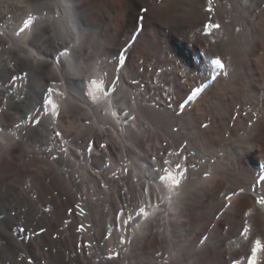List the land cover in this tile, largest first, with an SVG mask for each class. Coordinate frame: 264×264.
<instances>
[{
  "label": "bare ground",
  "instance_id": "bare-ground-1",
  "mask_svg": "<svg viewBox=\"0 0 264 264\" xmlns=\"http://www.w3.org/2000/svg\"><path fill=\"white\" fill-rule=\"evenodd\" d=\"M22 1L29 3L32 12L30 10L28 18L22 19L21 26L13 25L18 16L15 11L8 13L13 19H9V15L1 16L0 12L3 23V35H0V49L3 48L0 52V138L8 139L6 154L10 160L7 170L15 171L21 167L25 174L33 177L35 183L32 185L38 186L39 195L52 191L62 209L67 207L69 199L84 204L86 213L90 205L95 228L88 227L91 217H79L86 227L85 232L79 234L85 242L94 243V239L99 238L103 223L99 219L101 214L105 216L107 228L112 222L113 208L120 207L113 185L130 191L135 186L139 191L143 184L152 193L150 200L145 196L147 204L141 202L139 205L145 207L148 216H140L139 208L125 209L126 215L122 219L128 216L129 224L120 225V231L104 242L106 248L102 253L86 249L92 254L87 261L83 257L84 264H231L233 256L245 253L240 246L246 241L235 239L234 232L240 223L239 206L252 207L253 200L249 197L258 193L234 196L233 203L237 207L226 212V216L232 214L230 221L224 217L216 220L214 216L221 205L220 192L225 181V192L232 190L230 183L240 182L246 185L245 190L264 189V84L256 68L260 48L256 19L264 15V0H213V13L202 11L207 0H149L157 8L166 7L164 15L155 17L149 15L145 0H118L121 8L106 4V13L100 20L106 0ZM186 5L193 8L188 24L169 23L170 17ZM200 14L203 19L199 18ZM209 18L212 23L221 25L226 18L234 20L242 32L238 37L234 36V41L238 42L242 36L245 38L243 48L232 45L223 51L222 57L218 54L225 64L223 71L214 63L205 68L201 65L200 41L212 46L219 44L227 27L222 25L220 30H211L212 35L205 36L204 24ZM28 21H31L29 29L20 33ZM152 21L155 23L151 25ZM198 26L202 33L188 39L190 34L188 37L186 34L197 33ZM152 30L164 45L162 50L155 52L157 65L168 49H176L169 62L162 64L166 71L156 65L145 70L146 66L140 60L141 46L149 44L147 33ZM116 33H128V42L124 44ZM177 39L185 41L187 48L178 44ZM9 45L16 48L15 52ZM178 64L187 73L180 82L174 75ZM20 70L24 71L23 76L10 77ZM115 77H119V82L111 84ZM219 80L229 84L226 94ZM50 81L51 85L45 84ZM113 89L125 90L135 103L117 92L111 104ZM57 90L63 91L64 96L56 95ZM227 90L236 92L234 97L237 101L241 99L240 105L244 104L246 108L237 116L240 107H236L237 101L234 106L232 103L226 107L225 124L220 121L217 111L233 97ZM245 96L249 99H244ZM49 100L64 113L62 120L56 123H59L66 142L63 146L69 149L68 155L57 150L52 129L45 136L41 132L42 125L19 130L14 127L16 123H26L38 111L41 115L47 110L51 113ZM65 101L75 106L70 115L64 112ZM232 106L236 108L228 114L227 110H232ZM112 111L116 112L115 116L110 114ZM132 116L136 120H131ZM161 116L166 119L157 118ZM41 119L48 124L49 117L41 116ZM87 120L92 124L81 125V121ZM249 120L255 121L251 128L248 127ZM224 126L226 147L217 136L218 129ZM86 136H95L110 145L114 152L111 166L120 175L119 180L112 177L111 169H103L109 153L99 149L98 145L91 156L76 158L87 150ZM16 137H19L18 141ZM164 144L168 145L167 152H178L179 156H164L169 163L163 167L175 174L176 164H182L187 173L182 185L193 177L199 179L203 173H209L207 180L201 179L199 190L181 198L173 195L171 204L162 199L168 194L170 183L163 181L165 173L158 155L159 151H164ZM48 147L53 149L52 153L46 151ZM52 155L61 158L53 161ZM17 157L20 159L15 162ZM37 159L43 161L40 169L34 167ZM122 166L127 167V173L121 172ZM98 181L109 184V189L98 188ZM82 194L87 197L86 203L81 199ZM21 205L13 211L17 210L23 216ZM98 207L103 208V213ZM4 212L0 209V216ZM248 219L251 223L252 217ZM230 223L232 230L225 233V225ZM2 225L8 231L14 230L17 224L11 228L13 224L4 221ZM204 235L209 239L200 244ZM116 236H126L130 243L120 245ZM250 236L260 239L264 245V235L255 225ZM230 237L233 238L231 243L228 242ZM30 249L31 245L27 252ZM114 253H119L120 258L101 259V255L106 257ZM1 259H4L3 264H15L11 255ZM257 261L264 264V251L258 253Z\"/></svg>",
  "mask_w": 264,
  "mask_h": 264
},
{
  "label": "snow or ice",
  "instance_id": "snow-or-ice-1",
  "mask_svg": "<svg viewBox=\"0 0 264 264\" xmlns=\"http://www.w3.org/2000/svg\"><path fill=\"white\" fill-rule=\"evenodd\" d=\"M213 0H207V5L204 8V11L207 13H213L214 8L212 7ZM210 19V18H209ZM31 25V21H28L23 25V28L21 29V32H25L27 29H29ZM222 28V25L220 23H205L204 24V35L210 36L212 35L211 30H220ZM235 33L240 32L239 27H235L233 29ZM0 35H3L0 33ZM215 43L216 41H212ZM11 47V45H9ZM213 63L215 66L220 69L221 71L224 70L225 64L223 60L219 57H216L213 60ZM224 75L227 76V72H224ZM63 77H61V83H63ZM119 82V77H115L110 83L115 84ZM95 83V82H94ZM93 83V84H94ZM53 84H55V81H53ZM54 89L52 88L51 92H53ZM117 92L120 93L122 96H126L129 99H131L132 103H135L134 98H129L128 93L123 89H113L112 95L110 99V103L112 104V97ZM106 96L108 95V91L106 90L104 93ZM56 95L63 97L64 92L63 91H56ZM195 96V93L193 94ZM48 105L51 106V113L44 112L43 115H41V112H36L35 116H31L27 119L26 123H16L14 127L19 130L22 127L25 126H31L36 127L38 125H42L41 132L45 136L48 135L49 129H52L51 135L54 139L57 141V150L64 154L68 155L69 149L67 147H64L63 145L66 144L62 137V133L59 129V123H56L57 121L62 120L63 112L58 111V106L52 102V100H49ZM75 109L74 104H72L69 101L64 102V112L71 114L72 110ZM112 116L116 115L115 111H112L110 113ZM245 115H248V113H244ZM41 116L49 117L48 124H45ZM161 119L162 121L166 119V117H157ZM131 120H136L135 116L131 117ZM91 125L92 121H81V125ZM255 124L254 120H249L248 127L251 128ZM115 127V125H113ZM131 127H134L131 126ZM81 133H84L83 127L81 128ZM87 137L88 140V147L84 154L80 155L79 157H76L77 159H83L85 155L91 156L96 150L97 145L99 149L107 150L109 153V156L105 158L104 167L103 169H111L112 171V177L119 180L120 175L117 174V171L112 168L111 166V156L114 154L113 149L110 147L108 143L100 142L95 138V136ZM17 141L19 140V137H16ZM16 147H19L17 144ZM168 145L164 144L163 149L164 151H159L158 155L162 159V168L165 173L163 176V181L170 182L168 185V194H166L162 199L167 201L169 204L173 201V195H175L177 198H181L183 195H187L190 193H194L201 187V179L207 180L209 177V173L205 172L202 174L201 178L193 177L189 183H183L182 181H185L186 179V171L183 168V165L180 163L176 164V172L175 174L171 171H169L167 168H164V164H168L169 161L163 159L164 156H170V155H177L179 156L178 152H167ZM48 153H52L53 149L48 147L46 149ZM60 156L58 155H52L51 159L53 161H59ZM154 159L157 157L154 156ZM98 172L102 171L99 169H96ZM127 167L122 166L121 172L127 173ZM97 187L102 188L105 191H107L110 187L109 184L104 183L103 181L97 182ZM115 191L117 193V198L120 200V207L119 208H113V215H112V222L110 225L105 228L104 225L100 226L99 231V238L94 239V243L92 242H85L80 239L79 234L85 232L86 227L84 223H76L73 225L72 221L68 220L67 217H85L88 215L91 217V220L88 224V227L95 228L96 221L95 217L92 216V210L91 206H88L87 213L85 212V206L81 202H77L72 206L67 207L66 209V217L62 220L63 227H60L56 229L55 231L51 230L50 227L46 226L45 224L39 222L40 218L37 216L34 219H30L27 215L28 209L24 208L23 205H21V208H23V211L25 215L21 216L18 214V211H13L12 215L17 217V225L14 230H8L5 232L4 226L0 225V254H8L15 258L19 264H34L33 258L28 254L27 247L32 244H40L42 240L50 239L52 241L59 240L64 233L65 228H70V230L74 233L73 235V248L69 249V259L75 260L76 264H79V255H83L84 259L87 261L92 253L86 251V249H93L98 254L102 253L106 246L104 242L108 239H110L113 236V233H118L120 231V225H128L129 219L128 216L126 219H122V217H125V209L130 208H139L140 216L147 217L148 212L146 211L145 207H140V203L143 202L145 204L148 203V200L151 199V190L149 188H145L143 184L140 185L139 191L136 190L135 186L131 189V191L128 188H121L116 187ZM173 190H180V191H173ZM161 192H163V188L160 189ZM246 192L251 193H258L257 196L249 197L253 200V206L247 207L246 205H240L239 206V212H240V223L239 226L236 227L234 230L235 232V239H243V241H246V243L242 244L240 247H242L245 250V253L243 256L235 255L231 259V264H258L257 261V255L260 251H264V245H262L260 239H255V237L250 236V233L252 231L253 225L260 231L261 235H264V207H257V206H264V189H249L245 190L243 188H239V190L232 189L228 192L221 193V205L219 209L217 210L214 219L221 220L222 217L229 220L231 219L232 214L226 216V212L229 209H233V211L236 209V205L233 203V197L234 196H240L241 194H244ZM148 196V200L145 199V196ZM81 199L86 203L87 197L81 196ZM159 207V205H157ZM42 211L44 213H50L51 210L47 208L46 206L42 207ZM249 217H252L251 223L249 222ZM119 222V223H118ZM225 230L230 231L232 230L231 223L226 226ZM7 237V239H5ZM117 242L120 245L129 244L130 240L126 236H116ZM209 237L204 235L201 236L199 243L204 244L208 241ZM232 237L229 238V243L232 242ZM18 242V243H17ZM42 251L44 252H53L56 251L55 248L49 246V247H42ZM126 250V249H125ZM250 250V254H248ZM120 258L119 253H114L112 256H103L101 255V259H107V260H116Z\"/></svg>",
  "mask_w": 264,
  "mask_h": 264
},
{
  "label": "rangeland",
  "instance_id": "rangeland-1",
  "mask_svg": "<svg viewBox=\"0 0 264 264\" xmlns=\"http://www.w3.org/2000/svg\"><path fill=\"white\" fill-rule=\"evenodd\" d=\"M148 7H149V15H153L155 17L158 14H165L166 12V7H161L157 8L155 5L150 4L149 0H145ZM106 4H112L116 7V9L121 8V4L118 0H106L103 1L102 5V11L101 14L99 15V20L104 17L106 13ZM32 12V9L29 7V3L22 1V0H0V12L2 13L1 16H8L10 11H15V13L18 15L14 18L13 25L15 26L17 23L21 26L23 24L22 19L28 18L29 12ZM155 11H158V13H154ZM203 13L204 10L202 9ZM202 14V12H201ZM199 15L200 19H203V14ZM34 16V13L31 14ZM193 16V8L189 5L184 6L179 12L174 14L172 17L169 19V23L172 24H179L181 26H186L188 22L190 21L191 17ZM9 19H13V15H9ZM153 19V18H152ZM259 29L256 33H259L258 35V41L260 43V48L259 51L256 55V68L258 71V75L260 79L262 80L264 84V15H260L256 19ZM208 22H211L210 19H208ZM155 22L152 21L151 25L154 24ZM212 23V22H211ZM222 25H227L226 30H225V35L224 38L220 41L219 44H216L214 46L212 45H206L205 41L201 40V50L199 51V55L202 57V66L204 68L206 66H212L213 60L218 57L219 53L220 56L222 55L223 51H225L227 48H230L232 45L238 47V48H243L244 44V37H240V40L234 41V36L238 37L241 31L239 33H235L233 29L236 27V23L232 19H224L222 22ZM153 27H159V26H153ZM201 26L197 27V33H187L186 36L189 37L188 39H191L194 34L200 35L201 32ZM3 32V23L0 22V33ZM169 30L167 31V33ZM22 33V32H20ZM121 37V40H123L124 44H126L129 40V34L128 33H116ZM154 31L152 30L151 33H147V38L150 40L149 44L143 43L141 46V51H140V60L142 62V65L146 66L144 67L145 70H148V67H152L153 65H156L157 67L163 68L165 71L166 69L162 64H167L169 60L174 56V53L176 51L175 48L168 49V51L164 54V57L162 61L159 63V65L156 64L158 56L155 55L156 50H162L164 48L163 45V40L158 38V35H154ZM230 40V41H229ZM178 44L183 46V48H187V45L185 41L177 39ZM123 48V47H122ZM11 49L13 52H15V47L11 46ZM207 52H206V50ZM3 51V48L0 49V52ZM202 51V53H201ZM218 55V56H217ZM4 56V55H3ZM219 56V58H220ZM222 57V56H221ZM5 59L8 60V57L5 56ZM4 59V60H5ZM121 63V62H120ZM153 69V68H152ZM24 75V71L20 70L12 75L10 77L13 79L15 75ZM187 73L185 72V68H181L180 64H178L174 68V75L178 79V82L181 80H184L183 77ZM221 81L223 87H225V91H223L224 94H226V83L222 80ZM46 85H51L52 82H46ZM244 92V89H241ZM227 93L232 94L233 97L227 101V104L225 103L222 107L223 110L221 111L222 107H219V110L217 111V114L219 116L220 121L226 124V107H229L232 103L233 106L235 105L234 103L237 101L236 97V92H232L231 90H227ZM235 96V97H234ZM45 97V96H44ZM43 97L39 100V102L42 100ZM243 98V97H241ZM244 99H249L247 96L244 97ZM241 99L237 101V106L240 105ZM232 106V110L228 108L227 113L232 114L234 109L236 107ZM246 106L244 104H241L237 116L239 112H243ZM10 120V119H8ZM247 121V120H246ZM218 141L221 142V144H224L226 147V126L221 127L218 129ZM7 142L8 139L6 138H0V209L5 210L4 215L0 216V225L5 221L8 224H13L11 228H13L17 224V217L13 216V208L16 207L17 205H23L26 206L28 209V217L30 219H34L35 217H39L40 220L39 222L45 224L46 226L50 227L51 230L55 231L56 229L63 227L62 220L65 219L66 217V209L69 206L74 205L76 202L73 201L72 199H69V204H67V207L65 209H62L60 205L57 202V195H55L52 191L51 193H45L43 195H39L38 191V186L34 187L32 184L35 183L33 177L29 174H25L21 167L18 170L15 171H8V162H9V157L6 154L7 150ZM20 153V151H18ZM19 157L15 159V162L19 161ZM34 167L35 169H40L43 167V161L41 159H37L34 161ZM108 175V173L106 174ZM230 186L232 189L239 190V188H246V185L243 183H230ZM226 188V181L224 182V187L222 189L221 193H224ZM23 202V203H22ZM20 203V204H18ZM25 203V204H24ZM27 204V205H26ZM46 206L51 210L50 213H44L42 211V207ZM96 206V204H95ZM98 206V205H97ZM100 211H103L102 207H98ZM103 213V212H102ZM19 215H21L18 212ZM25 214V213H24ZM113 215V212H112ZM104 214H101L100 220L103 222L101 225L105 226V216ZM68 220L72 221L73 225L76 223H83V220H80L79 216L75 217H67ZM112 219V217H111ZM106 228V227H105ZM5 232L7 230L5 229ZM224 232L226 233V230L224 229ZM72 231L70 228H65L64 233L62 234L61 238L56 241H52L50 239L42 240L40 244H32L31 249L29 250L28 254L33 258L34 264H76L75 260L69 259V249L73 248V236H72ZM84 233V232H83ZM7 239V237H5ZM80 239L85 241L86 239L80 236ZM39 246V249L37 248ZM53 247L56 249V251H53L51 253L49 252H44L41 250L42 247ZM244 255L243 254L241 256ZM8 257V254H0V264H3L4 259H1ZM10 257V256H9ZM83 255H79V264H84L83 261ZM15 264H19L16 260L14 261Z\"/></svg>",
  "mask_w": 264,
  "mask_h": 264
}]
</instances>
